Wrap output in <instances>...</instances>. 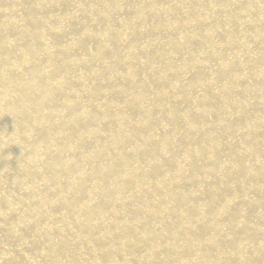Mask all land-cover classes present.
I'll use <instances>...</instances> for the list:
<instances>
[{"label": "bare ground", "instance_id": "obj_1", "mask_svg": "<svg viewBox=\"0 0 264 264\" xmlns=\"http://www.w3.org/2000/svg\"><path fill=\"white\" fill-rule=\"evenodd\" d=\"M0 264H264V0H0Z\"/></svg>", "mask_w": 264, "mask_h": 264}]
</instances>
